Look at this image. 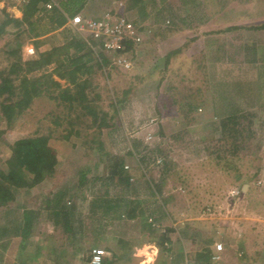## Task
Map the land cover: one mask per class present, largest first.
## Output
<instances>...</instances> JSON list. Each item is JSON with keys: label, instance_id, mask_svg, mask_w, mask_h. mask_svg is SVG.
Instances as JSON below:
<instances>
[{"label": "rangeland", "instance_id": "374dc122", "mask_svg": "<svg viewBox=\"0 0 264 264\" xmlns=\"http://www.w3.org/2000/svg\"><path fill=\"white\" fill-rule=\"evenodd\" d=\"M161 1L147 0L140 5L134 0H111L108 6H101L105 14L113 4L118 9L121 4L124 14L131 21H137L142 36V43L134 48L136 53L131 59L130 70L98 71L97 76L87 79L104 98L110 91L114 92L119 109L117 119L113 121L119 127L117 125L114 132L110 128L98 129L97 121L86 116L85 109L69 114L45 95L34 102L32 109L17 119L10 129L3 121L0 123L1 171L5 170L10 157V142L24 137L40 138L57 159L58 173L53 180L48 186L38 188V195L21 194L20 204L29 200L41 205L48 192L65 191L66 196L73 193L78 211L72 220L83 223L79 232L84 235L78 242H75L76 238H66L62 228H53L48 217L50 213H41L38 228L34 227L30 237L36 248L29 244L23 253L19 252L17 242L8 238L0 242V254L4 248L13 250L11 253L4 251V264H16L17 260L30 264H89L85 263L87 253L101 248L97 246L101 244L99 239L109 241L112 230L119 233L120 239L130 238L136 244L147 243V181L143 175H147V171L137 159L147 147L163 141L167 143L165 156L180 165L177 177L173 176V184L178 188L181 183L186 185L182 186L186 192H181L183 195L178 199L174 198V211L169 216L187 219L184 224L186 228L191 226V231L197 235L196 248L201 250L217 242L215 245L220 244L222 252L223 241L235 245L240 233L237 229L246 228L242 259L246 264H264V60H261L264 57V31L239 29L219 33L230 26H250L264 21V0H177L172 3L173 11L178 9V4L184 9L175 14L181 17L188 14L194 20L188 25L191 27L181 32L177 28L182 25L171 29L162 22L159 15ZM22 5L8 0L4 8L14 17L17 7ZM92 10L83 15L97 17L98 12ZM10 29L13 34L0 38V71L11 65L7 56L11 50L18 49L25 61L36 57V46L44 51L68 43L65 37L35 38L28 26L16 29L9 25ZM73 35L78 36L71 33ZM90 47L87 46L74 60L85 59L90 50L94 51ZM172 47V54H176L173 60L179 58V61L173 68L166 69L164 49ZM28 48L34 53H29ZM105 72H108L107 76ZM55 92L51 93L52 96ZM198 99H202L200 111H196L199 117L192 120L193 113H187L184 104H193ZM107 104L105 99L99 103L108 111ZM66 113L69 115L67 120L74 121L72 131L80 133L78 138L63 139L67 128ZM161 122L168 126L165 134L159 137L157 125ZM85 141H93L92 149H89L90 145L82 144ZM100 145L101 152L97 150ZM114 161H124L126 168L131 167L132 176H142L146 185L131 186L130 193L144 195L138 201L140 207L135 223L128 222L125 211L119 212L122 218L113 221V229H108L99 210L90 213L93 199L96 200L90 192L96 186L92 192L101 196L107 189L111 201L116 195H128V190L121 184V176L114 182L116 187L110 184L100 191H97V183L92 182L96 175L106 176ZM84 174L87 181L79 189ZM234 191L236 195H232ZM79 196L83 197L82 200ZM68 201L70 205L66 204L67 207L73 204L71 199L67 198L66 203ZM182 204L183 214L179 212ZM117 215L112 213L110 217L116 219ZM2 217L0 224L6 219ZM195 222L198 223L195 225ZM221 252L218 253L220 263ZM139 254H145L147 258V251L142 250Z\"/></svg>", "mask_w": 264, "mask_h": 264}, {"label": "trees", "instance_id": "16d2710c", "mask_svg": "<svg viewBox=\"0 0 264 264\" xmlns=\"http://www.w3.org/2000/svg\"><path fill=\"white\" fill-rule=\"evenodd\" d=\"M48 1L49 0H30L29 3L18 6L17 9L21 13L19 19L14 18L6 12L5 8H2L0 10V16H2V19H0V38L4 35L13 34V29L8 30L9 25L16 29H23L28 26L29 31L32 32L35 16L47 11L45 5ZM87 1L88 0H59L57 6L52 9V12L55 13L56 20L54 21V18L50 20H52L57 27L64 26L69 18L77 15L88 3ZM174 2H176V0H171L169 4L163 6V1H161L163 8L160 9L159 15L163 18V23L165 24V22L168 21L167 25H169L171 29H174L178 24L183 26L179 29L177 28V30L191 27L188 25H192L190 23H193V17L191 15H184L183 17L178 16L179 14L176 15L175 12L182 11L184 6L178 4V9L173 11L171 6ZM170 10L171 12H169ZM169 13L172 14V17H170L171 20H164L166 16L170 15ZM132 23L137 28V21H132ZM239 29L261 32L264 31V21L260 20L258 24L250 26H230L220 30L219 33H229ZM208 33L211 34L210 31ZM87 46H91L90 49L93 47L95 52L92 50V52H94L92 54L90 50L91 56H89V54L85 59L74 60ZM99 47L100 45L92 40H88L87 43L79 36H75L71 43L68 42L67 44L59 46H52L44 51H41L40 48L36 46L35 51L37 54L34 59L23 61L18 49L9 51L10 53H8L7 56L8 59H10L9 61H11V65L8 66L6 70L0 71V123L3 121L6 128L10 129L17 119L23 117L32 109L34 102L45 95L48 96L50 100L56 101L57 104L64 110H67L69 114L80 108L85 109V112H87L86 116L88 115L93 121H97L96 126L98 129L107 130L110 128L114 132L118 123L116 124L113 121L117 119L119 109L116 105L117 99L113 91H110L109 95L104 98L87 80L94 72L119 69L112 64L113 60H111V57L113 55L111 56L108 54V56H106ZM134 48L132 42L126 41L124 43V51L118 54L116 53L115 55H122L123 57L134 59L136 53ZM172 53L165 55V65H167L171 58L173 59L175 57L176 54L173 55ZM261 60H264V57H262ZM107 73L108 72H105L106 76ZM61 82H63L64 85H61ZM51 91H56L53 96ZM104 99L108 103L106 106L108 111L104 110V108L99 105ZM195 102L193 104H184V106L188 108L187 113H193L192 120H198L197 118L199 116L196 114V111L201 107L202 99H198ZM68 113L65 114L67 116H64L67 128L63 139H70L72 136L78 138L80 133L72 131L71 128L74 121L73 119L67 120V118H69ZM200 115L203 116V114ZM91 143H93V141L82 142L83 145H90L89 149H92L93 144ZM9 145L10 157L6 161L5 170H0V208H9L12 203L14 204L16 197L22 190L32 191L42 186H48L47 184H49L58 173L56 169V156L53 154L51 148L40 138L24 137L10 142ZM101 148L102 146L100 145L97 150L101 152ZM149 156L153 158V165L155 166L153 169L158 167L160 173L165 170V174H167L176 169V165L173 161L166 157L165 154H162V150L159 148V150L151 149L149 153L144 151L139 155L137 161L144 171L147 170V157ZM157 160L160 161L157 162ZM124 164V161H116L110 168L108 167L109 173L106 176H94L92 182H94V184L97 183V189H99L97 191L103 190L102 187L110 184L112 187H116L114 182H117V177L121 176L122 172L127 169ZM162 180L158 182H164ZM86 181L84 174L80 178L79 189L84 186V182ZM125 181L127 182V180ZM157 186L158 185L155 184L153 185L154 188ZM181 186L186 187V185L182 183ZM93 190H96V186H94ZM92 191L90 192L91 196L96 197V200L93 199L92 209H101V216L105 217V219L111 218L110 214L112 213L125 211H121L125 208L124 205L125 202H127L123 198L119 200L113 198L111 201V199L108 198L110 193H108L107 189L104 190L101 196ZM31 193L34 192L32 191ZM74 197L76 196H74L73 193L72 195L66 196L65 191L52 192L46 196V199L42 201L37 210H24L21 218L23 221L22 223H16V221H14L12 224V226H14L13 228L3 229V231H5L7 236L20 238L21 248L19 247V250L22 249L21 251H23L29 247V244L33 245L34 243L30 241V237L34 226L38 223V217L41 213L50 211L48 217L49 219L51 218L53 228H62V234H66V238H70L71 240L76 238L78 240L75 242H78L84 238V235L79 232L81 225L77 223L76 226L72 220L75 216L74 210L77 208L73 200ZM67 198L71 199L73 202V204L68 207L66 204L70 201L66 203ZM79 199L82 200V196H79ZM0 232L4 235L1 230ZM71 243L73 244V242ZM34 246L37 245L34 244ZM90 252L87 253L85 263H89L90 261ZM59 256H61V253H59ZM3 258L4 254L2 253L0 254V264H4ZM56 261L58 262V260ZM105 261L104 259L101 264H106L107 262ZM55 263L56 262L53 264ZM16 264L30 263L24 262V260H17ZM80 264L84 263L81 262Z\"/></svg>", "mask_w": 264, "mask_h": 264}, {"label": "crops", "instance_id": "0c3cea01", "mask_svg": "<svg viewBox=\"0 0 264 264\" xmlns=\"http://www.w3.org/2000/svg\"><path fill=\"white\" fill-rule=\"evenodd\" d=\"M144 1H147V0H134V2L140 5H144ZM170 1L171 0H163V6H166L167 4H169ZM7 2L8 0H0V10L6 7L4 5L7 4ZM57 2H59V0H57ZM87 2L88 3L77 13V15L78 14L83 15L84 13L88 12L92 8L93 10L98 12V15L96 16L99 18L103 14V9H101V6H108L111 0L110 1L109 0H88ZM163 6L161 8H163ZM115 8H117V5L113 4L110 10H113ZM16 11H17V14L15 15L13 14L14 18L19 19L21 17V14L18 12L17 9ZM169 12H171V10ZM169 14L170 15L166 16L165 19H171L170 17H172V14L171 13ZM51 18H54V21L56 20L55 13L52 12V9L39 13L35 16L33 25H32L34 37L41 38V37H45V36L47 37L50 35V37H53L54 39L55 37L58 39L65 37L68 42L72 41L74 35L71 36V33H75V32L70 28L68 20L64 26L57 27L55 23L52 20H50ZM165 24H168V21H166ZM183 30L181 29L179 31L181 32ZM178 37L179 35L176 36V38ZM193 46H195L194 43H193ZM173 47L166 48L167 50L164 49L165 54L166 55L171 54L173 52L172 50L174 49ZM178 61H179V58L174 59V60L171 58L170 61L167 63V65H165V68L166 69L173 68L177 64ZM183 61L185 60L183 59ZM164 64H166L165 61H164ZM90 76L92 77L97 76V72H94ZM159 85H160V82H159ZM92 86L94 85L92 84ZM153 94L155 97L158 95L156 92ZM183 99L184 98H181V101H184ZM198 110L200 111V108ZM157 126H158L157 134L159 135V137L161 135L163 136V133L165 134V132L167 131L168 124L161 122ZM166 146H167V143L165 141L159 142V143L157 142L152 147H147V153H149L151 149L159 150L160 148V150H162V154H165V152H167ZM159 161L160 160H157V162ZM172 161L176 165L175 166L176 169L173 170L171 173L165 174V170L160 173L158 167H156V169H153L155 167L153 165L154 164L153 158L152 156L147 157V170H145L147 171V175L143 174L146 177V181H147V230H146L147 243L136 244L134 241L132 242L130 238L120 239L118 236L119 233L117 231H114L113 233V230H112L113 223H114L113 221H119V218L120 217L122 218V215L119 216L120 211L116 212L118 214L116 218L117 220L114 218L105 219V217H101L104 220H106L105 224H107V228L108 229L112 228L110 235L113 234L109 241H103V239H99L100 240L99 242L101 244L97 245L98 247L104 248L107 252V256L105 257V260H106L105 262H107L106 264H246L245 260L242 259V254H241L243 253L242 245H243V241L245 237L243 233H246L245 232L246 230H244L246 228L242 227V229L240 230L239 229L240 227H239L237 229L238 232L240 233L237 234V239L235 240L236 242L234 243L235 245H232L231 242L229 243L226 240L223 241L222 243L223 250L220 253V258H222V262L220 263L218 261L215 263V261L212 260V256L216 254L215 243L217 242H214V244L210 246L207 245V247H205V250H201L198 247L196 248L198 237L194 232L191 231L192 229L191 226H187L186 228L184 223L187 221V219H183V218L174 219L173 216L172 217L169 216V214L174 211L173 210L174 198L178 199V196L181 197L180 195H183L181 192H186L183 190L182 186L178 188L176 184H173V179H174L173 176L175 177L178 174L177 172H179L180 170L178 169V167L180 165L178 166V161L173 160V159ZM130 169H131L130 166L127 169H125V171L122 172L121 178H120V180L122 181L121 184L123 183L122 185H124V189L129 191V192L127 191L128 195H122V196L116 195L115 199L119 200L120 198H123L124 200L127 201L125 202V205H124L126 209L124 208L121 211L125 210V212L127 213L126 219L131 224V223H135L136 221L135 219H137L136 213H137L138 208L140 207L139 206L140 203L138 201L139 199L144 198V195L142 196L138 193H134V194L130 193V191L132 190L131 186L135 184L146 185V182H144L145 180L142 178V176L141 178L133 177L132 171H130ZM178 179H182V178L178 177ZM125 180H127V182ZM159 180H162L164 182L160 183L158 182ZM154 184L158 185L159 187L157 186L156 188H154L153 187ZM173 190H175V193H176L175 195H173L174 193ZM32 191L34 193H30V191L28 190H22L21 192H19V196L17 197L15 203L12 204V206H10L9 208H0V216H3L4 218H6V219H2L3 220L2 224H0V230L4 233L3 235L0 232V242H3L4 240L8 238L13 239L18 244L16 245L18 247L17 248L18 250H19V247L21 248V245H20L21 243L19 242L20 238L15 237V236H7V234H5V231H3V229L6 230L7 228L9 229L11 227L13 228L14 226H12V224L14 223V221H16V223L18 222L22 223L23 222L21 220L22 213L24 212L25 209H32V210L38 209L40 205L30 203L29 200L26 203H22V205L20 204L21 202H19V198L22 196H25L26 194L30 196L31 195L34 196L35 193L36 195L40 193V191H36V190H32ZM51 193L52 192H48L46 196ZM35 200H37V198ZM141 203H144V201ZM67 204L70 205V203H67ZM143 206H145V204H143ZM183 208L184 206L182 204L179 209V212L180 213L182 212V214H183ZM175 209L177 212L178 211L177 208ZM90 210H91L90 213H93V212L95 213L97 210H99L98 212H101V209H98V208L93 210L92 206ZM77 211H78V206L76 210H74V213H76ZM48 212L50 213V211ZM40 219H41V215L38 217V220H37L38 222L36 225L37 228H38V224L40 223ZM77 221L74 222L75 225L76 223H78L81 225V228H83V223L80 221L78 222ZM197 223L198 222H195L194 224L196 225ZM117 228H120V226ZM188 231L189 233H187ZM32 246H34V244ZM35 248L36 246L33 247V249ZM5 250H8L6 251V253L13 252V250L4 248L2 250L3 252L1 251V253H3L4 255H5V252H4ZM21 250L22 249H20L19 252L23 253V251ZM142 250L147 251V258L146 256H144L145 254L144 255L139 254L140 252H142ZM204 260H206L205 263H204Z\"/></svg>", "mask_w": 264, "mask_h": 264}, {"label": "built area", "instance_id": "2783aa9c", "mask_svg": "<svg viewBox=\"0 0 264 264\" xmlns=\"http://www.w3.org/2000/svg\"><path fill=\"white\" fill-rule=\"evenodd\" d=\"M18 5L27 4L30 0H14ZM57 6L54 0H49L45 8L51 10ZM119 9L109 10L99 18L78 14L68 19L70 28L85 42L92 40L100 45L99 49L108 56L113 55L112 64L119 69H131V59L116 56L115 54L124 51V43L132 42L133 48L142 43V36L132 21L124 14V8L119 4ZM91 48V47H90ZM29 53H34L28 48ZM149 136V135H148ZM237 192H232L236 195ZM221 245H215L216 254L212 256L213 261H219L218 253L221 252ZM107 256V252L101 248H94L90 252L89 264H101Z\"/></svg>", "mask_w": 264, "mask_h": 264}]
</instances>
